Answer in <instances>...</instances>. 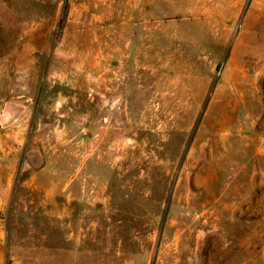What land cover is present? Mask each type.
Listing matches in <instances>:
<instances>
[{
  "label": "rangeland",
  "instance_id": "374dc122",
  "mask_svg": "<svg viewBox=\"0 0 264 264\" xmlns=\"http://www.w3.org/2000/svg\"><path fill=\"white\" fill-rule=\"evenodd\" d=\"M0 264H264V0H0Z\"/></svg>",
  "mask_w": 264,
  "mask_h": 264
},
{
  "label": "crops",
  "instance_id": "0c3cea01",
  "mask_svg": "<svg viewBox=\"0 0 264 264\" xmlns=\"http://www.w3.org/2000/svg\"><path fill=\"white\" fill-rule=\"evenodd\" d=\"M247 15V14H246Z\"/></svg>",
  "mask_w": 264,
  "mask_h": 264
}]
</instances>
